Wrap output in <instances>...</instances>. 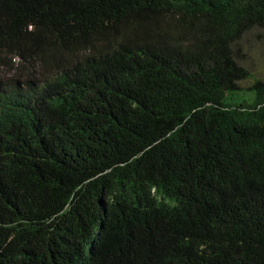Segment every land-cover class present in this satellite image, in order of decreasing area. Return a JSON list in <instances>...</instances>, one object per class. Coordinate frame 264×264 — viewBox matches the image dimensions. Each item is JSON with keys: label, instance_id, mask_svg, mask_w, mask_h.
<instances>
[{"label": "trees", "instance_id": "16d2710c", "mask_svg": "<svg viewBox=\"0 0 264 264\" xmlns=\"http://www.w3.org/2000/svg\"><path fill=\"white\" fill-rule=\"evenodd\" d=\"M258 28L264 0H0V264H264Z\"/></svg>", "mask_w": 264, "mask_h": 264}, {"label": "rangeland", "instance_id": "374dc122", "mask_svg": "<svg viewBox=\"0 0 264 264\" xmlns=\"http://www.w3.org/2000/svg\"><path fill=\"white\" fill-rule=\"evenodd\" d=\"M237 49L243 54L238 62L251 73V78L238 82L239 87L243 90L238 94L239 97L251 101L253 93L247 89L254 78L264 80V28L253 29L246 33L239 41ZM14 64L16 65V61Z\"/></svg>", "mask_w": 264, "mask_h": 264}, {"label": "clouds", "instance_id": "9594fccd", "mask_svg": "<svg viewBox=\"0 0 264 264\" xmlns=\"http://www.w3.org/2000/svg\"><path fill=\"white\" fill-rule=\"evenodd\" d=\"M79 54L84 56L85 54H87V51L79 52ZM12 60H13V62L16 61V64L19 62V58H14ZM33 74H34V76L39 77L40 80L43 79V78H41L42 75L38 69H35ZM3 76H8V77L12 76V72H6V73L0 72V80L2 79ZM45 78H47V77H45Z\"/></svg>", "mask_w": 264, "mask_h": 264}]
</instances>
